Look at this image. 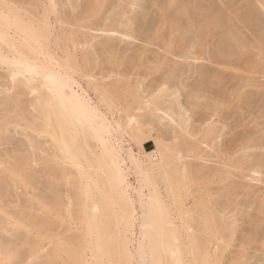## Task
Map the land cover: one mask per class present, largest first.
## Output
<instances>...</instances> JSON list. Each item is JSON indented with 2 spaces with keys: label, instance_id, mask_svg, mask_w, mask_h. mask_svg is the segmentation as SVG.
<instances>
[{
  "label": "bare ground",
  "instance_id": "1",
  "mask_svg": "<svg viewBox=\"0 0 264 264\" xmlns=\"http://www.w3.org/2000/svg\"><path fill=\"white\" fill-rule=\"evenodd\" d=\"M142 1L0 0V264H264L263 18Z\"/></svg>",
  "mask_w": 264,
  "mask_h": 264
},
{
  "label": "rangeland",
  "instance_id": "2",
  "mask_svg": "<svg viewBox=\"0 0 264 264\" xmlns=\"http://www.w3.org/2000/svg\"><path fill=\"white\" fill-rule=\"evenodd\" d=\"M27 1H28V0H27ZM73 1H74V2H78V3H80V2L82 1V2L80 3V5H81L82 7H84L83 4H85V0H81L80 2H79V0H73ZM117 1H118V0H114V1L111 0V3H110V4H112V6H110V4H109L110 8H113V7L115 6L114 3H116ZM143 1H145V2H143ZM143 1H142V6H141V8L138 9L139 11H136L134 14L136 15L137 13H139L138 16H140V18H141V20H140V22H139V25L142 24V23H144V24L140 25L139 30H143V29H144V30H146V29L148 30V29L151 28V26H152V27L155 26L156 22H157L158 19H159V16L161 15L160 10H159V6H160V5H163V3H166L167 0H160L159 3H158V6H156V5L154 4V0H143ZM151 1H153V2H151ZM164 1H165V2H164ZM182 1H183V2H182ZM184 1H185V2H188V1H189V2H190V1H193V0H188V1H187V0H180V2H182L181 4H180L179 0H176V2L178 3L177 6L181 5V7H182V6H183V3H185ZM214 1H215V0H214ZM224 1H225V2H224ZM234 1H235V2H234ZM237 1H238V0H223V1H221V0H216L215 2H213V0H209V1L207 2V0H206V1H204V0H200L199 2H203V3H200V4L203 5V6H204V3H205V6L207 7L206 9H207V11L210 12L209 14H210L211 16H212V14H213V15H216L218 9H219L218 12L221 11V10H222V9H221V8H222L221 6H222L223 4L226 3L225 6H229V5L231 6V5H232L231 7H232V8L234 7L233 9L237 10V12H239L240 14L243 12L242 15H250L249 13L254 14V15H256V16H259V17H260V15H261L260 18H261V19L263 18L262 20H263V22H264V16H263V15H264V14H263L264 11L262 10V8H260L258 2L256 3V2L253 1V2H254V3H253L251 0H249V1H248V0H247V1H246V0H240V1H238V2H237ZM146 2H147V3H146ZM206 2H207L208 4H207ZM210 2H211V4H209ZM221 2H222V3H221ZM223 2H224V3H223ZM228 2H229V3H228ZM249 2L251 3V5H250V4L248 5ZM143 3H144V4H143ZM215 3H216V4H215ZM239 3H240V4H239ZM242 3H243V4H242ZM255 3H256V4H255ZM152 4H153V5H152ZM206 4H207L208 6H207ZM213 4H214V5H213ZM228 4H229V5H228ZM246 4H247V5H246ZM209 5H210V6H209ZM245 5H246L247 9H246ZM153 6H154V7H153ZM205 6H204V7H205ZM212 6H213V8H212ZM254 6H256V7H254ZM82 7H81V8H82ZM144 7H145L147 10H146ZM148 7H149V8H148ZM151 7H152V9H151ZM157 7H158V8H157ZM215 7H216L217 9H216ZM240 7H241V9H239ZM242 7H243V9H242ZM244 7H245V8H244ZM250 7H251V8H250ZM258 7H259L260 9H259ZM154 8H155L156 10L158 9L157 12H156V10H155ZM253 8H254V9H253ZM256 8H257V9H256ZM143 9H144L145 11H144ZM208 9H211L212 11H211V10H208ZM239 10H240V11H239ZM259 10H262V11H259ZM66 11H69L68 7H66ZM222 11H223V10H222ZM241 11H242V12H241ZM250 11H251V12H250ZM257 11H258V12H257ZM215 12H216V13H215ZM245 12H246V13H245ZM254 12H255V13H254ZM262 12H263V13H262ZM140 13L142 14V16L140 15ZM144 13H145V14H144ZM258 13H259V14H258ZM134 14H133V15H134ZM159 14H160V15H159ZM257 14H258V15H257ZM143 15H147V16H144V18H143ZM156 15H157V16H156ZM158 15H159V16H158ZM146 17H147V18H146ZM157 17H158V18H157ZM149 18H151V20H150ZM152 18H153V19H152ZM148 19H149V22H148ZM154 19H155V23H154ZM142 20H146V21L142 22ZM152 22L154 23V25H152V24H153ZM151 23H152V24H151ZM262 24H263V23H261V26H263L262 28L264 29V24H263V25H262ZM139 25H138V27H139ZM144 25H145V26H144ZM148 25H149V26H148ZM150 25H151V26H150ZM143 26H144V27H143ZM146 26H147L148 28H146ZM261 26H260L259 28H261ZM187 27H188V26H187ZM262 28H261V29H262ZM187 29H188V30H187ZM192 30H193V29H192ZM192 30H191L190 27H189V28H186V30H185V29L182 30V33H183V31H184V32L187 31L188 33H185V34H186L185 36H186V38L188 39V38L190 37V35H191V34H190L191 32H189V31H192ZM258 32H259V31L256 30V33L258 34V36L261 37V38L263 39V41H264V30H263V31H260L259 33H258ZM262 32H263V33H262ZM180 33H181V32H180ZM180 33H179V34H180ZM182 33H181V34H182ZM188 34H189V35H188ZM260 34H262V35H260ZM187 36H188V37H187ZM218 36H219V35H218ZM223 38H224V39H222V37H219V38H218V37L216 36L215 38L211 39L210 41L213 42L212 45H213L214 47H216V46L219 47V45H220L219 42L227 39V37H224V36H223ZM189 39H190V38H189ZM189 39H188V40H189ZM214 39H215V40H214ZM218 39H219V40H218ZM217 41H218V42H217ZM249 41H250V40H249ZM249 41H246V44L248 45V47L251 45V46L249 47V51H251L252 48H253L254 46H255V47L253 48V51H252L253 53H251L252 55L250 54L249 51H248L249 53H248V52H246V53L250 54L253 58H255L253 55L256 56V55L259 53V50H258V46H259V45H258V44H255V45H254L253 43L251 44V41H252V40H251L250 42H249ZM136 42H137V41H136ZM136 42H135V43H136ZM215 42H217V43H215ZM141 44H142V43L138 41L135 45H136V46H139V45H141ZM214 44H215V45H214ZM218 44H219V45H218ZM252 45H253V46H252ZM257 45H258V46H257ZM122 46L124 47L123 44H122ZM122 46H121V49H122ZM134 48H135V47H134ZM255 48H256V50H254ZM153 49H154V50H159V49H156V47H154ZM135 50H137V49H135ZM135 50L133 49L131 52L127 53V56L130 57L131 55H133V54H134L133 52H134ZM130 53H131V54H130ZM254 53H255V54H254ZM248 54H247V55H248ZM150 55H151V52H150L149 56H150ZM247 55L245 54L243 60H247L249 57L253 60V58H252L250 55H249V57H247ZM245 57H246V58H245ZM251 59H248L247 61H249V60L251 61ZM259 62H260V68L262 67V68H263V71H262V68H261V71H259V70H260V69H259V70L256 72L255 75L257 76V79L260 78V79H259L260 81H264V78L261 79L262 77H264V62H263V61H259ZM262 62H263V63H262ZM261 63H262L263 65H262ZM144 70H145V69H143V71H144ZM3 71H5V72H3ZM0 72H1L0 75H5V74L7 73L6 70H0ZM2 72L5 73V74H3ZM144 72H146V71H144ZM161 72H162V71H160L159 74L156 75L155 77H158V78H159L160 75H161V74H160ZM258 72H261V73H258ZM162 73H163V72H162ZM257 73H258V75H260V74H261V75L258 76ZM148 74H149V73L146 72V73H144V76H145V75H148ZM262 74H263V75H262ZM154 75H155V74H153V75L151 74L152 78L150 77V75L147 76V79L150 80V81L146 80L147 84L153 82V81L156 79V78L154 77ZM255 75H254V76H255ZM256 76H255V77H256ZM148 77H149L150 79H149ZM153 77H154V79H153ZM146 82H145V83H146ZM0 83H1V82H0ZM247 91H248V90H247ZM257 98H259V99H257ZM260 99H261V98H260L259 96H257V97L255 96L254 99H252L253 102L250 100V101L252 102V105H253V104L255 105V106H254V105L252 106V105H251V102L249 103L250 108L252 107L251 110L253 109V111H254V112L252 111L254 114H255V113L257 114V112H258L261 108H263V106H264V101H262V100H260ZM255 100H256V102H257L258 105L260 104V103H259L260 101L263 102V104H260L259 106H256L257 104L254 103ZM257 100H258V101H257ZM263 100H264V99H263ZM261 105H262V106H261ZM0 106H2V105H0ZM3 107H4V106H2V108L0 107V108H1V109H0V113H1V114H0V116H1L0 119H2V118L5 117V116H3V115H7V116H8V111H7V110H8L9 108L6 110V109H5L6 107H4V108H3ZM254 107H256V109H259V110L257 111ZM258 107H261V108H258ZM3 109H4V110H3ZM11 110H12V108H11ZM251 110H250V111H251ZM255 110H256V111H255ZM1 111H3L4 113L1 112ZM6 111H7V112H6ZM2 114H3V115H2ZM261 120H262V119H261ZM261 120H259V121H261ZM263 121H264V119L262 120V122H263ZM251 125H253V124H251ZM12 126H13V125H12ZM12 126H11V127H12ZM12 128H13V127H12ZM11 137H12V138H11L9 141H7V142H9V143H7V142L3 143V144L5 145V147L2 146L3 144L0 145V156H1V157H0V160H3L2 158H4V156H5L6 154H9L8 151H11L10 154H12L13 152L16 153V152H18V150H19V153H21L22 151L24 152V151L26 150V148H27V147H26V140H25L23 137H22L23 140L21 139V136H20V135H19V137H18L17 135L14 136V135L12 134ZM17 137H18V139H16ZM13 138H14V139H13ZM19 138H20V139H19ZM14 140H15V141H14ZM11 141H12V142H11ZM10 142H11V143H10ZM20 142H21V143L23 142V143H22L23 145H21ZM9 144H10V145H9ZM12 144H13L14 146H16V147L14 148ZM15 144H16V145H15ZM6 145H8V146H6ZM17 145H18V146H17ZM1 146H2V147H1ZM11 146H12V147H11ZM19 146H20V147H19ZM24 146H25V148H24ZM21 147H23V148H21ZM152 148H154L153 143L148 144L147 149L150 150V149H152ZM3 149H4V150H3ZM12 149H13V150H12ZM15 149H16V150H15ZM20 149H21V150H20ZM12 151H13V152H12ZM3 152H4V153H3ZM6 152H7V153H6ZM5 153H6V154H5ZM0 167H1V166H0ZM0 169H1V168H0ZM36 169H37V170H36ZM30 170H31V169H30ZM34 171H38V172H37V175H36V178H35V182L37 181V182L40 183V184L45 183L46 180H45V177H44V175H43V170H42V168H35V169L33 170V172H32V170H31V171H28V173H29V174H32V173H34ZM40 172H42V173H40ZM38 174H39V175H38ZM40 174H41V175H40ZM42 175H43L44 178L42 177ZM37 177H38V178H37ZM40 177H42V178H40ZM43 180H44V181H43ZM255 185H256V184H255ZM263 185H264V184H262L261 186H263ZM9 186H11V187H8V188H10V190L7 188L6 190H4V192L7 191L11 196H13V197L15 196V199H14V198L12 199L11 196H8V198L10 199V200H9V203H12V204H13V202H15V201H16L17 203H14L15 205H14V204H13V205H12V204H9V207H10V208H8V209H9V211L11 210L10 213H12V212L16 213V212H19V211L21 210V209H19V208H20V207H19L20 204L17 205V204L20 203V202L18 201V198H17V196H16V193H17V194H23V189H21L22 186H20V187L18 188V189L22 190V191L20 192V190H17V188L15 189L14 187H12V185H9ZM256 186H258V185H256ZM258 187L260 188V185H259ZM258 187H257V189H258ZM5 188H6V187H5ZM261 188H264V186L261 187ZM14 189H15V191H14ZM12 190H13V191H12ZM10 191H11V192H10ZM12 194H13V195H12ZM16 199H17V200H16ZM16 205H17V207H16ZM18 207H19V208H18ZM11 208H13V209H11ZM15 208H16V209H15ZM14 213H13V214H14ZM0 218H2V220H3V217H2L1 214H0ZM2 220H1V221H2ZM1 221H0V223H1ZM1 231H2V230H0V232H1ZM21 233H22V234H21ZM3 234H4V233H3V231H2V232L0 233V236L3 237L2 239H4L5 241H7V240L10 241V240H12V238H13L12 235H13V234H4V235H3ZM20 235H21V236H20ZM24 235H25L24 231H21V232H19V237H20V238H18V242H17V240H16L17 238L14 237L13 239L19 244L20 241L23 239V238L21 239V237H24ZM8 236H9V239H8ZM5 237H7V238L5 239ZM10 237H11V238H10Z\"/></svg>",
  "mask_w": 264,
  "mask_h": 264
}]
</instances>
